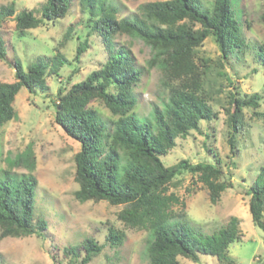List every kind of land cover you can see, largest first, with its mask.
I'll use <instances>...</instances> for the list:
<instances>
[{"label":"trees","instance_id":"16d2710c","mask_svg":"<svg viewBox=\"0 0 264 264\" xmlns=\"http://www.w3.org/2000/svg\"><path fill=\"white\" fill-rule=\"evenodd\" d=\"M71 3L72 0H46L41 17L28 9L17 13L14 4L0 5V28L13 18L19 36L23 37L45 21L65 19ZM80 3L82 10L90 15L89 36L97 33L101 37L107 59L83 81L67 89L59 88L55 102L56 124L81 146L75 155V181L79 185L76 199L82 203L107 201L119 206L118 219L125 226L149 230L150 264H185L181 258L198 261L200 255L215 257L219 264H233L229 248L243 236L240 219L232 217L212 235L197 232L188 222L175 220L181 214L173 207L184 204L169 191L177 177L190 173L207 187L211 203L216 204L229 188L223 169L188 160L166 166L162 156L174 149L178 138H187L192 131L199 130L202 121L217 117L213 107L200 95L205 67L210 61L198 59L196 50L210 36L215 37L224 59L247 46L237 11L239 0H214L211 10L203 9L198 0L151 2L141 7L143 20H118L115 8L106 6L104 0H80ZM121 33L138 37L159 51V58H154L150 65L160 60L170 72L194 78L182 89L170 88L166 111L155 109V127L135 113L138 103L135 89L141 83L142 70L136 66L131 51L116 43L115 38ZM90 47L87 38L78 46L74 61L80 63ZM257 56L264 68V46L259 47ZM0 58L8 59L1 35ZM10 63L16 81L0 83V129L15 117L14 102L23 88L32 95L48 91L47 78L60 77L70 61L57 51L49 59L41 57L27 71L19 60ZM77 72L74 70L66 83L70 84ZM235 89L225 108L233 155L239 150L237 142L247 123L246 109H251L264 125V93L242 95L237 86ZM95 100L101 101L115 117L110 125L91 107ZM121 158L126 160L123 168ZM37 185L33 175L16 177L5 171L0 176V241L9 237H41L47 230L45 220L34 224ZM246 194L250 198L253 222L264 230V165ZM125 238L124 231L110 227L106 242L118 247ZM103 249L104 245L87 238L80 246L65 248L64 253L73 263L89 264ZM0 264H3L1 259Z\"/></svg>","mask_w":264,"mask_h":264},{"label":"rangeland","instance_id":"374dc122","mask_svg":"<svg viewBox=\"0 0 264 264\" xmlns=\"http://www.w3.org/2000/svg\"><path fill=\"white\" fill-rule=\"evenodd\" d=\"M157 1L165 0H104L106 6L115 8L118 20H143L141 7ZM198 1L203 9L213 7L214 0ZM45 3L46 0H0V5L14 4L17 13L28 9L37 17L42 16ZM237 11L247 42L244 49L224 59L215 37L210 36L196 50L198 59L210 61L205 67L200 95L213 107L217 117L202 121L199 130L192 131L187 138H178L174 149L162 156V160L166 166L188 160L192 164L207 162L223 169L229 188L216 204L211 203L207 187L196 176L185 173L175 179L169 191L184 204L173 207L181 214L175 220L188 222L197 232L212 235L224 228L232 217H238L243 236L229 248L233 264H264V230L254 224L249 210L250 198L246 194L264 165V125L251 109H246L247 123L237 142L239 150L233 155L228 142L231 129L225 112L236 86L242 95L264 93V68L259 65L257 56L259 47L264 46V0H239ZM89 16L88 11L82 10L80 0H72L65 19L45 21L23 37L19 36L13 18L0 28L8 50V59L0 58V83L16 81L15 69L10 63L16 60L22 62L26 71L41 57L49 59L57 51L70 61L60 77L47 78L48 91L32 95L23 88L14 102L15 117L0 129V176L5 171L16 177L35 176L38 185L34 224L39 220L48 223L41 237L32 235L1 240L3 264H76L65 255L64 249L80 246L87 238L104 245L102 253L89 264H150L148 247L152 234L149 230L125 226L118 219L119 206L107 201L82 203L76 199L79 185L75 181V155L81 146L54 119L59 88L67 89L83 81L107 59L101 37L97 33L89 36ZM87 38L91 47L81 62L76 63L77 48ZM115 41L131 51L136 66L142 70L141 83L135 89L138 98L135 113L155 127V109L166 111L170 88L182 89L194 78L170 72L160 60L150 65L154 58H159V51L138 37L121 33ZM76 69L78 72L71 83H66ZM91 107L98 110L108 125L115 120L101 101H93ZM125 165L126 160L121 158V167ZM110 227L125 232L123 245L111 247L107 244ZM181 261L185 264H219L217 258L209 255H200L198 261L186 258Z\"/></svg>","mask_w":264,"mask_h":264}]
</instances>
